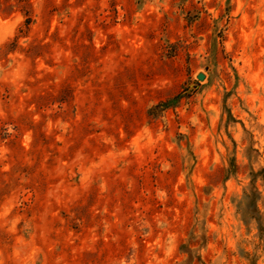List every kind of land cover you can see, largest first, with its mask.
Here are the masks:
<instances>
[{"label": "rangeland", "instance_id": "rangeland-1", "mask_svg": "<svg viewBox=\"0 0 264 264\" xmlns=\"http://www.w3.org/2000/svg\"><path fill=\"white\" fill-rule=\"evenodd\" d=\"M0 264H264V0H0Z\"/></svg>", "mask_w": 264, "mask_h": 264}, {"label": "trees", "instance_id": "trees-1", "mask_svg": "<svg viewBox=\"0 0 264 264\" xmlns=\"http://www.w3.org/2000/svg\"><path fill=\"white\" fill-rule=\"evenodd\" d=\"M28 1L29 0H19V3H25L26 6H28ZM31 22V17L28 16L27 12H26V20H25V23L27 25H29Z\"/></svg>", "mask_w": 264, "mask_h": 264}, {"label": "water", "instance_id": "water-1", "mask_svg": "<svg viewBox=\"0 0 264 264\" xmlns=\"http://www.w3.org/2000/svg\"><path fill=\"white\" fill-rule=\"evenodd\" d=\"M204 78V75H202V74H200L199 76H198V79L199 80H202Z\"/></svg>", "mask_w": 264, "mask_h": 264}]
</instances>
